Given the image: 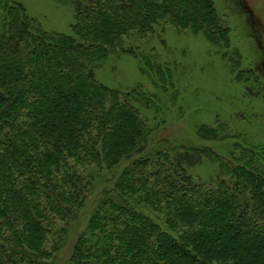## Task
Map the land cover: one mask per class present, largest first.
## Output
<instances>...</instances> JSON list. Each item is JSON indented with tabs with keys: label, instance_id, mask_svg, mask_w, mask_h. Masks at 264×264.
<instances>
[{
	"label": "trees",
	"instance_id": "obj_1",
	"mask_svg": "<svg viewBox=\"0 0 264 264\" xmlns=\"http://www.w3.org/2000/svg\"><path fill=\"white\" fill-rule=\"evenodd\" d=\"M73 1V34L44 30L20 4L4 7L0 264H49L87 204L88 168L145 150L146 121L129 94L98 82L97 64L160 23L217 42L230 33L211 0ZM202 155L138 157L102 191L69 264H264V150L243 153L228 169L232 185L214 187L187 171Z\"/></svg>",
	"mask_w": 264,
	"mask_h": 264
},
{
	"label": "rangeland",
	"instance_id": "obj_2",
	"mask_svg": "<svg viewBox=\"0 0 264 264\" xmlns=\"http://www.w3.org/2000/svg\"><path fill=\"white\" fill-rule=\"evenodd\" d=\"M211 1L230 27L227 41L160 23L145 37L132 32L97 64L98 82L130 95L149 136L145 150L133 159L112 169L88 168L94 183L87 204L62 234L49 264H69L102 191L115 186L138 157L159 151L201 153L197 163L186 164L187 171L195 181L214 187L221 180L232 185L228 169L243 153L264 150V0ZM14 3L44 30L73 34V0H0V35L8 16L4 7Z\"/></svg>",
	"mask_w": 264,
	"mask_h": 264
}]
</instances>
